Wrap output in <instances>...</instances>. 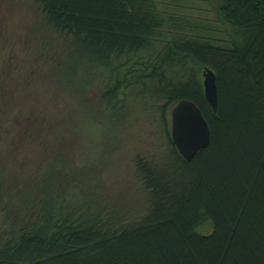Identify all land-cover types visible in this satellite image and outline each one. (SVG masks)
Segmentation results:
<instances>
[{
    "label": "trees",
    "instance_id": "1",
    "mask_svg": "<svg viewBox=\"0 0 264 264\" xmlns=\"http://www.w3.org/2000/svg\"><path fill=\"white\" fill-rule=\"evenodd\" d=\"M34 1L63 117H22L0 77V264H264V0H196L211 17L184 0ZM203 66L217 77L216 110ZM182 98L210 128L191 160L167 130ZM153 106L169 148L135 158L143 203L106 197L94 189L104 155L67 147L64 116L115 130Z\"/></svg>",
    "mask_w": 264,
    "mask_h": 264
},
{
    "label": "rangeland",
    "instance_id": "2",
    "mask_svg": "<svg viewBox=\"0 0 264 264\" xmlns=\"http://www.w3.org/2000/svg\"><path fill=\"white\" fill-rule=\"evenodd\" d=\"M158 1H161V7L162 0ZM182 4H188V11L194 13L193 16L211 17L203 2L184 0ZM38 18L40 17L34 0H0V68L6 73L0 77L8 84V90L4 92L11 95L9 100L15 99L18 102L22 117L32 115L37 109L48 112L43 114L47 116L51 110V114L55 116L61 114L58 118L60 120L63 113L59 110H63V107L54 97V79L46 74L48 68L43 64L46 60H41L40 48L36 43L50 37V33L47 30H35ZM66 82L73 88L77 85L69 83V79ZM68 92L73 103L77 94L71 88H68ZM90 115L92 116V113ZM166 119L167 130L170 131L169 110ZM53 120L56 121L55 118ZM107 120L101 118L92 122L91 118H88V121L82 118L79 125L72 122L71 113L68 112L62 120L63 124H60V129L64 134L66 146L74 144L80 157L82 153L91 156L96 151L104 155L105 166L99 168L98 187L94 186L96 191L104 192L106 197L135 195L136 202L142 204V196L137 194L139 183L135 172V158L153 157L157 162L166 155L169 140L162 127L161 109L153 106L142 111V108H138L115 130ZM55 138L56 136L53 137ZM80 159L89 160L85 157Z\"/></svg>",
    "mask_w": 264,
    "mask_h": 264
},
{
    "label": "water",
    "instance_id": "3",
    "mask_svg": "<svg viewBox=\"0 0 264 264\" xmlns=\"http://www.w3.org/2000/svg\"><path fill=\"white\" fill-rule=\"evenodd\" d=\"M204 97L213 110L218 102L217 77L214 70L203 66L201 71ZM170 136L179 153L191 160L210 141L209 124L202 110L191 99H179L170 109Z\"/></svg>",
    "mask_w": 264,
    "mask_h": 264
}]
</instances>
